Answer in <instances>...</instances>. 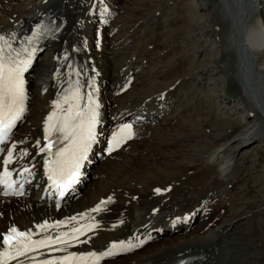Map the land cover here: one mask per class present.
I'll return each mask as SVG.
<instances>
[{
	"label": "bare ground",
	"instance_id": "bare-ground-1",
	"mask_svg": "<svg viewBox=\"0 0 264 264\" xmlns=\"http://www.w3.org/2000/svg\"><path fill=\"white\" fill-rule=\"evenodd\" d=\"M165 1L172 6L167 14L188 9L187 24L178 31L177 43L184 49L174 55L186 66L172 79L165 75L170 67L176 69L174 59L149 72L136 71L146 62L139 57L140 41ZM146 4L155 11L139 16ZM262 12L264 0H0V35H27L46 13L59 27L53 39L38 44L40 56L27 76L28 112L11 137L13 157L27 155L8 167L28 168L31 174L18 176L26 177L23 198H0V250L12 227L32 231L35 240L95 225L79 237L88 243L74 241L67 252L99 253L113 242L131 240L139 246L99 264H176L188 257H202L191 264H264V205L256 203L238 216L219 209L215 218V209L208 207L228 195L251 152L264 157ZM134 36L139 41L130 43ZM188 78L195 83L185 85ZM76 81L81 97L76 103L83 106L91 93L97 105L100 137L125 124L132 126L133 135L118 152L96 158L80 196L56 210L42 197L41 130L53 102ZM213 115L221 123L210 122ZM235 127L238 131L228 137ZM97 205L102 210L92 212ZM71 217L77 219L67 222ZM46 221L67 223L41 232L37 225ZM254 221L259 236H253ZM57 247L64 246L40 248L28 254L34 259L8 264L67 254L53 251Z\"/></svg>",
	"mask_w": 264,
	"mask_h": 264
},
{
	"label": "snow or ice",
	"instance_id": "snow-or-ice-1",
	"mask_svg": "<svg viewBox=\"0 0 264 264\" xmlns=\"http://www.w3.org/2000/svg\"><path fill=\"white\" fill-rule=\"evenodd\" d=\"M39 30L33 33V37L38 36ZM33 37L28 38V44L31 45ZM15 37L6 38L0 35V143H4L15 127L16 122L22 118L26 110L27 93L25 90L24 72L31 65L36 49L30 47L15 48L12 40ZM79 75V73H76ZM71 93V95H69ZM79 81L75 84L69 83V87L64 90V95L59 101L53 102V111L45 121L46 143L40 148V152L48 153L49 157L44 160L47 178L51 182V187L63 196L64 192L70 187L74 178L78 175L82 162L86 159L87 153L93 140L95 139L96 126V103L92 94H88V102L81 106L76 101L80 100ZM67 105V108L64 105ZM53 133L59 135L53 140ZM132 126L125 124L117 133L113 134L109 151L118 147L124 140L132 137ZM39 144V142H38ZM13 148L8 150V156L4 159V164L8 165L12 161ZM53 148L56 150L53 152ZM27 155V152L22 153ZM24 173H30V169L24 168ZM11 172L5 168L0 173V185H3L4 195H23V184L14 188L17 181L10 179ZM157 192L160 190L157 189ZM101 201V204L110 202ZM101 206L97 205L92 212H100ZM83 217V214H81ZM76 217L69 218V221H75ZM66 221H57L55 224L37 225L41 232L48 228H58L67 223ZM95 225L73 227L70 232L58 233L55 237L51 235L44 236L41 239H32V231H19L16 227L8 230L3 236V249L0 250V264H8L11 260L25 258L32 260L33 257L28 254L40 248H50L53 245H63L64 247L53 248V251H61L66 255L53 259H46L39 264H99L105 257L115 256L121 252L130 251L139 246L129 241L113 242L105 251L99 253L90 251L85 253L67 252V248L73 245L74 241L88 243L87 240L80 241L79 237L85 234V228L91 230ZM144 241H139L143 244ZM24 264V260H20Z\"/></svg>",
	"mask_w": 264,
	"mask_h": 264
},
{
	"label": "rangeland",
	"instance_id": "rangeland-1",
	"mask_svg": "<svg viewBox=\"0 0 264 264\" xmlns=\"http://www.w3.org/2000/svg\"><path fill=\"white\" fill-rule=\"evenodd\" d=\"M169 4H171V2L165 1L163 3H160L161 6L159 5L160 7H157L158 8L157 11L159 12V14L156 15V17L154 18L155 19L154 22L149 24V26L147 27V30L143 34L142 41H140L141 43H140V46L138 48L141 50V52L139 53V57L141 59H146V62L142 63L143 66L141 69L136 70L137 73L138 72L140 73V71H142V70H145V72H149L152 67L159 66L162 63H165L166 61H169L168 63H171L170 59H174L173 62L175 63L176 69L174 68L175 70H173L171 67L169 68L170 72H167L165 75L168 79L174 78L176 76V72L179 73V71L185 69L186 65L185 66L183 65V61H184L183 58L178 59L177 56L174 57V55H177V53H179L180 51H183L182 49H184L183 46H179V44L177 43L179 37L181 36V32H178V31L181 30L182 26H184L183 28H185V25L187 24L185 21L187 19L185 14H186V11H188V9L182 10L183 12L179 11V9L178 10L176 9L174 11V14H172V13L167 14L166 11H168V9L170 7H172V6H169ZM148 5L149 4H146V11H143L140 15L139 14H137V15L144 16L146 13L150 14L154 8L153 7L151 8V5H149V6ZM153 11H155V10H153ZM163 12H165V13L163 14ZM261 17L262 18H260V19L263 22L264 21V13L263 12L261 14ZM254 19L252 20L251 24L256 23V21L254 22ZM174 29L177 31L176 35L172 34V30H174ZM170 37H172V38H170ZM95 38H97V37L95 36L94 39ZM137 40H138L137 36H134L133 39L130 40V43H133V42L136 43ZM162 52H163V55L158 58V61H155L156 57ZM263 55H264V53L260 55V59H262L264 57ZM39 56L40 55H38L37 58ZM192 58H193V56H192ZM192 58H190V59H192ZM171 71H172V73H171ZM106 76L108 79H110L113 76V72H112L111 68L106 71ZM135 76H137V74ZM195 80L196 79H193L191 81V79L188 78L187 80H185L188 84H185V85H187V86L193 85L195 83ZM142 82L144 83V81H142ZM187 90L188 89H186V86L183 87V91H187ZM205 93H212V92H205ZM231 94H232V92L229 89L228 90L229 97H233V95H231ZM204 108H206V106H202L201 109H204ZM221 120H222L221 117L219 118V116L217 117V116L213 115L211 117L210 122H213V123L220 122L221 123ZM186 126H188V124ZM237 129H238V127H235L234 129H232L231 133H229L228 137L233 136L238 131ZM259 153L260 152H258V156L257 155L255 156L254 152H251V157L248 158L246 161H244L241 164V167L244 171L243 174H241L242 177L239 176V179L232 185L227 196H225V197L221 196L220 198H215L214 199L215 201L213 200L212 202L211 201L208 202V207L215 209V212L213 213L212 218L216 217V215L219 212V209L221 210L220 213L231 209L229 211L234 212L236 214V215L234 214V216H238V214H242L243 212H246L247 210L254 209L258 205H260V206L262 204L264 205V195H263L264 194V180H260L261 178H259V177H264V159H263L264 157L262 158L261 153L260 154ZM154 161L155 160H151L150 162H154ZM260 181H262V182H260ZM241 195H242V197H240ZM216 199H218V200H216ZM227 199H228L229 203L227 202ZM225 200H226V202H225ZM256 203H258V205ZM239 209H240V211H239ZM252 225L254 226L253 227V229H254L253 236L254 235L259 236V233L261 232V230L255 226L256 222L254 221ZM262 233H263L262 236L264 237V232H262Z\"/></svg>",
	"mask_w": 264,
	"mask_h": 264
}]
</instances>
